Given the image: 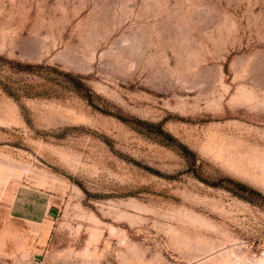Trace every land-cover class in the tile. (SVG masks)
I'll return each mask as SVG.
<instances>
[{"label": "rangeland", "instance_id": "374dc122", "mask_svg": "<svg viewBox=\"0 0 264 264\" xmlns=\"http://www.w3.org/2000/svg\"><path fill=\"white\" fill-rule=\"evenodd\" d=\"M17 184L0 264H264V0H0Z\"/></svg>", "mask_w": 264, "mask_h": 264}, {"label": "crops", "instance_id": "0c3cea01", "mask_svg": "<svg viewBox=\"0 0 264 264\" xmlns=\"http://www.w3.org/2000/svg\"><path fill=\"white\" fill-rule=\"evenodd\" d=\"M52 195L44 188L17 184L7 195L0 190V206L8 223L43 225L51 208Z\"/></svg>", "mask_w": 264, "mask_h": 264}, {"label": "trees", "instance_id": "16d2710c", "mask_svg": "<svg viewBox=\"0 0 264 264\" xmlns=\"http://www.w3.org/2000/svg\"><path fill=\"white\" fill-rule=\"evenodd\" d=\"M169 139H171V140H173V138L172 137H170V136H167ZM178 145V147H180V148H182V149H185V147L183 146V145H181V144H177Z\"/></svg>", "mask_w": 264, "mask_h": 264}]
</instances>
